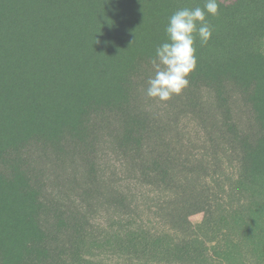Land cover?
I'll use <instances>...</instances> for the list:
<instances>
[{"label": "rangeland", "instance_id": "374dc122", "mask_svg": "<svg viewBox=\"0 0 264 264\" xmlns=\"http://www.w3.org/2000/svg\"><path fill=\"white\" fill-rule=\"evenodd\" d=\"M174 1L0 0V173L16 180L23 174L18 181L40 183L46 201L79 210L88 226L87 238L102 244L92 257L103 264H159L121 253L105 241L138 229L177 236L183 204L192 227L201 223L203 214L216 218L237 177L234 163L241 159L240 149L224 137L220 118L214 120L220 110L205 79H195L167 102L146 95L155 47L167 40L169 17L187 5L176 10ZM255 11V17H236L237 36L227 49L241 81L220 68L212 74L227 95L232 123L250 139L249 153L257 159L264 153V103L255 101L264 100V0H257ZM213 28L227 34L220 22ZM51 60L57 62L49 64ZM61 60L67 61L65 66ZM129 100L152 124L145 151L128 152L120 146L121 122L110 112L91 117L93 140L82 141L89 101L99 109L124 110ZM26 125L25 135L51 140L17 141ZM7 132L13 135L4 142ZM8 142L15 153L6 152L11 145L2 151ZM158 154L166 171L160 180L148 163ZM198 205L205 207L202 215L196 214ZM44 220L56 221L51 214Z\"/></svg>", "mask_w": 264, "mask_h": 264}, {"label": "trees", "instance_id": "16d2710c", "mask_svg": "<svg viewBox=\"0 0 264 264\" xmlns=\"http://www.w3.org/2000/svg\"><path fill=\"white\" fill-rule=\"evenodd\" d=\"M205 2L206 0H175L174 8L179 9L180 4H187L186 8L190 9L203 8ZM256 2L257 0H235L224 3L218 0L219 16L206 13L209 23L215 27L220 22L227 34L221 35L213 31L209 43L197 48L198 66L189 78L190 83L203 78L206 81L205 86L213 90L216 106L220 110V115H215L214 120L217 116L220 118L224 137L231 138L236 149L238 150L237 146L240 149L238 154L241 153V159L234 163L237 177L227 195V203L221 204L218 214H215L217 217L211 219L201 214L205 207L195 206L196 214L203 216L201 223L195 227L191 226V214L185 211L187 205L183 204L181 216L177 220L181 224L176 226L177 236L167 233L153 234L148 230L138 229L114 235L111 238L114 242L106 240V245L116 246L121 253H129L138 258L146 256L159 264H264V153L259 154L257 159H254V154L249 153L250 139L244 137V133L239 132L238 127L232 123L227 95L212 74L216 68H220L221 73L232 72L231 79L241 81L240 76L234 74V55L227 49L233 46L237 36L239 24L236 17L242 20L255 17ZM21 19L19 17L17 23ZM1 21L6 23L7 20ZM62 61L65 66L67 61ZM53 62L57 61L51 60L49 64ZM12 80L15 82L14 76ZM199 88L201 86L197 89ZM190 96L189 101L192 102L194 95ZM2 99L3 95L0 93V100ZM36 100L40 104L44 103L42 99ZM255 101L264 103L262 99ZM124 106V110H103L89 101L87 107L90 114L86 120L82 141L88 139L91 143L93 140L94 133L91 135L88 125L91 117L110 112L109 114H114L121 122V135L118 136L120 146L128 152L145 151L146 137L152 131L149 115L139 107L134 108L130 100ZM192 111L197 114L195 108ZM262 116L264 120V114ZM29 127L30 125H26L20 130L17 141H27L33 137H40L36 139H44L47 143L51 140L45 136L25 135L24 132ZM6 134L3 137L4 142L13 135L12 132ZM260 142L263 143L264 139L260 138ZM9 145L11 146L6 152L15 153L13 142L4 144L2 151ZM141 155L142 153L139 154L140 158ZM162 156L158 154L152 162H148L156 179H164L166 175ZM4 162L8 166L12 164L7 160ZM87 165L91 173L95 162L92 159ZM143 170L147 174V170ZM147 175L152 174L148 172ZM19 177L25 178L23 174H17L16 180L0 173V264H103L92 257L93 250L102 244L87 238L88 226L84 223L83 214L79 210L74 213L70 209H63L58 203L54 204L49 200L47 202L40 183L35 181L32 184L30 179L29 185H25L18 181ZM28 177L30 178L29 175ZM146 181L152 182L149 178ZM45 214H51L56 221H42Z\"/></svg>", "mask_w": 264, "mask_h": 264}, {"label": "clouds", "instance_id": "9594fccd", "mask_svg": "<svg viewBox=\"0 0 264 264\" xmlns=\"http://www.w3.org/2000/svg\"><path fill=\"white\" fill-rule=\"evenodd\" d=\"M206 13L219 16L218 0H206L203 8L179 9L169 17L167 40L155 47L150 61L154 75L148 80L149 98L167 102L190 86L189 78L198 66L197 42L207 45L214 31Z\"/></svg>", "mask_w": 264, "mask_h": 264}]
</instances>
